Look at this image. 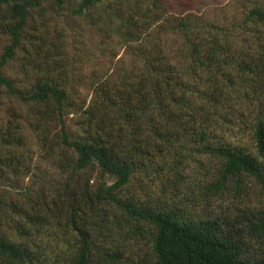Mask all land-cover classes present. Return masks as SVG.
<instances>
[{"label":"trees","instance_id":"obj_1","mask_svg":"<svg viewBox=\"0 0 264 264\" xmlns=\"http://www.w3.org/2000/svg\"><path fill=\"white\" fill-rule=\"evenodd\" d=\"M41 2L0 0L9 37L0 87L11 98L0 114V182L29 176L23 201L11 200L24 239L0 232V264H264V210L212 209L223 191L241 196L247 177L264 186V7L252 2L230 35L232 26L201 21L191 5L172 10L179 0H52L49 11ZM33 13L117 26L130 65L80 91L63 29L35 28L23 41ZM248 24L253 37L243 36ZM18 50L23 85L3 72ZM185 53L208 72L205 85L198 70L196 85L186 78ZM235 127L252 148L232 139ZM35 153L59 180L47 179ZM204 158L215 161L212 178L201 177ZM52 221L73 238L50 263L49 245L26 238L50 236Z\"/></svg>","mask_w":264,"mask_h":264},{"label":"rangeland","instance_id":"obj_2","mask_svg":"<svg viewBox=\"0 0 264 264\" xmlns=\"http://www.w3.org/2000/svg\"><path fill=\"white\" fill-rule=\"evenodd\" d=\"M42 8L49 11L52 7V0H41ZM68 1V0H67ZM126 4L132 5L133 0H122ZM180 5L175 4L172 10L181 11L193 6L194 12H197L202 16L200 19L206 23H216L219 26L230 27V35L235 34L239 30H234L235 23L241 22L242 17L246 11V7L252 5V2H257L264 7V0H197L195 3L189 0H179ZM188 1V2H187ZM142 6H145L142 3ZM199 6V8H198ZM192 8V7H191ZM171 9V8H169ZM102 9L99 8V12ZM38 13H33V18L29 19L26 30L24 32L23 41L26 43L36 32L35 28L42 30L44 33L50 35H56L53 29H63L66 37V42L68 44V68L70 73H75L80 78L75 79L77 85L81 90L89 87L90 83L94 82L96 79L102 77H110L111 81L115 79V75H112L111 71L115 66H126L130 65L132 56L128 48H126V43L124 41V36L119 35L116 32V27L104 26L101 24L99 19H69L68 17H62L61 15L54 17V19H48L49 16L45 17L37 16ZM96 14L93 16L96 18ZM250 24L243 30V36L253 37V31H247ZM264 31V27H259ZM115 29V31H114ZM235 32V33H234ZM9 37L6 33H3L0 29V54L3 51V47L8 43ZM170 41L175 48V52H179L182 49V38L178 36L171 37ZM22 52L17 51L14 59L9 61V63L4 67L3 72L8 77L15 79L18 85H23L24 72ZM182 67L188 71L186 73V78L190 80L191 83L196 85L199 78H197L198 73L203 79V83L207 82L208 72H206L203 66H192L190 67V61L187 60V53L184 54L182 58ZM193 67L195 70H192ZM198 70V73H197ZM196 79V82H195ZM188 80V81H189ZM222 80V78H219ZM199 86V84L197 85ZM0 98L3 100V104L0 105V114L4 113V107L11 103V98L4 92L0 87ZM239 111L243 112V104L237 105ZM237 108V109H238ZM226 105L219 107L217 110L216 117L221 120L220 115H227ZM239 113V112H238ZM238 113H235L236 115ZM237 131V136L232 137L236 142L251 146L252 140L244 135H241L238 128L235 127ZM230 132V133H231ZM34 147V146H33ZM198 157V156H197ZM203 159V158H201ZM33 161L41 164V171L47 177V179L54 183L60 179L59 173L56 168L51 166L50 163L43 161L35 153ZM205 166L200 169L202 173L201 177H211L214 175V163L212 159L204 158ZM206 169V170H205ZM209 169V173L207 170ZM200 176V175H198ZM197 176V177H198ZM17 181L12 185L8 186L4 182H0V232L3 236L9 239H19L23 240L21 233L16 229V222L19 221L20 217L17 213L13 211L16 210L11 203V200L20 199V203L23 201L20 196V191L29 182V176L17 177ZM142 186L137 187V191L144 192L147 188V184L150 183L148 179L141 182ZM147 183V184H146ZM156 185V184H154ZM245 192L241 196H235L234 190L231 188L228 191H223L220 195L213 198V208L216 211L223 209L228 214H234L240 209H249L253 212H260L264 210V186L261 183H257L254 178L247 177L245 186ZM49 235H31L26 239L32 245L34 243H41L49 245L47 248V257L55 262L57 258H61L58 255L62 254V250L70 248L72 245L73 235L70 234L67 227L61 226L59 223L56 224L52 221Z\"/></svg>","mask_w":264,"mask_h":264}]
</instances>
